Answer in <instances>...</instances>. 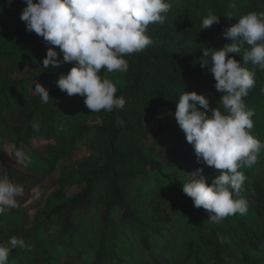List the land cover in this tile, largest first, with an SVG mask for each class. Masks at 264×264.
Segmentation results:
<instances>
[{
    "label": "trees",
    "instance_id": "trees-1",
    "mask_svg": "<svg viewBox=\"0 0 264 264\" xmlns=\"http://www.w3.org/2000/svg\"><path fill=\"white\" fill-rule=\"evenodd\" d=\"M167 2L171 9L164 14V23L149 25L148 35L154 43L125 57L129 70L117 85V96L125 98V107L111 112L88 109V117L100 120L101 126L91 125L86 118L82 124L61 129L58 118L74 120L77 103L84 98L69 96L55 82L45 104L39 95L28 93L27 84L34 76L18 79L15 75L31 66L58 81L75 65L44 68L49 48L58 52L60 60L63 53L28 32L25 22L14 26L6 21L21 15L24 0L0 1V145L4 139L16 149L39 138L54 142L48 155L26 151L32 159L26 168L36 175L56 168L61 156L73 152L81 142L91 141L94 146L91 155L62 168L61 188L42 211L43 221L33 225L24 207L0 214V244L8 245L17 236L28 245L13 249L8 264H66L65 259L68 264H264V188L255 185L254 191L251 186V174L263 166L256 163L241 169L248 186L242 195L254 199L255 206H249L244 216L237 214L236 220L230 216L221 224L211 223L207 211L196 208L183 193L182 184L176 181L177 165H165L154 157V148L145 142L149 129L144 124L146 117L174 113L186 91L205 94L212 108L222 110V94L215 88L214 76L200 64L202 49L219 50L231 44L225 31L249 12H264V0ZM209 10L220 17V23L203 30L202 20ZM172 22L176 26L169 29ZM184 22L192 35L182 36L175 44L176 30ZM231 55L242 58V53ZM246 67L256 73L255 85L244 98L255 112L252 135L264 143V69L251 62ZM174 146L186 160L191 158L194 147L186 136ZM258 160L264 164V149ZM75 187L79 191L68 196ZM96 208L100 212L94 214ZM117 210L118 219L114 218ZM78 215L80 225L75 227ZM54 227L61 232L51 248L48 236ZM222 237H227L223 243ZM182 245H187V256L180 263L175 253Z\"/></svg>",
    "mask_w": 264,
    "mask_h": 264
},
{
    "label": "clouds",
    "instance_id": "clouds-1",
    "mask_svg": "<svg viewBox=\"0 0 264 264\" xmlns=\"http://www.w3.org/2000/svg\"><path fill=\"white\" fill-rule=\"evenodd\" d=\"M26 7L20 19L26 30L47 43L57 46L63 59L49 48L43 59L44 68H57L73 63L67 74H61L57 85L69 96L84 98L91 112L123 109L126 100L117 96V86L101 75L126 73L125 58L142 52L154 41L148 35L149 25L164 23L171 9L167 0H24ZM220 23V17L209 10L202 20L203 30ZM232 41L219 50L202 49L201 66L208 67L222 96L221 107L212 108L205 94L184 92L176 103L175 121L186 140L193 145L197 162L214 168L211 184L201 167L182 183L183 193L192 198L196 208H203L208 221L221 224L225 218L249 211V202L242 192L247 177L241 169L258 162L264 143L252 135L255 112L244 98L255 85L256 73L246 67L250 62L264 69V12H249L224 33ZM247 45L249 47L245 48ZM242 58L237 60L231 54ZM34 93L42 102L50 100L49 90L35 82ZM203 109V111L201 110ZM211 113L209 116L208 113ZM15 162L27 167L31 156L23 147L16 149ZM24 187L6 175H0V214L19 207ZM227 237L221 238V243ZM22 237L12 236L8 245L0 244V264H8L13 249L27 248Z\"/></svg>",
    "mask_w": 264,
    "mask_h": 264
},
{
    "label": "rangeland",
    "instance_id": "rangeland-1",
    "mask_svg": "<svg viewBox=\"0 0 264 264\" xmlns=\"http://www.w3.org/2000/svg\"><path fill=\"white\" fill-rule=\"evenodd\" d=\"M1 1V0H0ZM263 9V7L261 8ZM264 10V9H263ZM197 15L196 13H193ZM21 15L14 16L12 18H6L8 23H11L14 26L21 25L24 22L20 19ZM202 18H199L201 20ZM198 20V21H199ZM185 24V22H184ZM176 26L175 22H172L169 25V29H173ZM177 36L175 44L179 42L182 36H191V28L186 23L184 27H178ZM101 75H104L106 78L111 79L116 86L122 84L123 82V73L112 72L108 73L101 70ZM34 76L33 80L27 84L28 93L31 95H36L33 91L35 82L42 84L46 89L49 90V93L54 92V83L57 82L55 79L51 78L49 75H43L40 73L39 69L36 67H27L17 71L15 77L18 79L27 78ZM20 97L23 96L22 93L19 94ZM88 108L86 107L84 100H80L77 103L76 107V117L72 121H68L65 118H58V127L61 129H66L68 127H73L78 124H82L84 120L88 117ZM38 119L35 121L37 125L39 123ZM89 123L91 125L101 126V122L98 119L89 118ZM145 126L149 129V134L145 139L146 144L149 147L154 148L155 158L161 161L165 165H177V178L176 181L180 184L188 182L192 177L189 175L195 173L197 169L203 167L204 175L208 178V183L211 184L212 179L218 175L215 172V169L208 167L206 165L199 164L197 162V157L195 154V149L189 160H186L183 157V153L179 150H173L172 147L185 137V134L181 131L178 124L175 121L174 113H168L163 117H146L144 119ZM51 146H55V143L52 141L45 140L44 138L34 139L30 141L25 148V152L28 149L36 150L43 154L48 155L50 153ZM180 149V148H179ZM16 147L11 143L9 139H4L3 143L0 145V175H6L11 181L17 184L23 185L25 191L24 195L19 198V207L26 208L30 215L32 224L36 225L43 221L42 211L45 209L46 204L49 202L51 195L54 192L61 188V183L63 182L62 168L68 164L75 162L79 159L88 157L94 151L93 142L83 141L81 142L76 149L69 153L62 155L59 161V164L56 168L47 171L42 174H33L26 167L19 165L15 162L14 153ZM258 166H263V169L257 170L255 173L251 174V186L254 191H256L255 185L262 186L264 188V164L258 160ZM176 169V168H175ZM172 171V169H171ZM173 175V172H171ZM246 183L244 186L243 193L245 194ZM79 191V187H75L68 193V196H73ZM245 198V197H244ZM249 206H255L254 199H247ZM204 210L203 208H201ZM99 209H94V214L99 213ZM119 217V211L117 210L114 214V218ZM233 220L237 219V216H231ZM118 219V218H117ZM116 220V219H115ZM80 221V215L75 218V227H78ZM61 232L60 227H54L52 232L48 236L49 247H54L58 241V236ZM158 243H163L160 239L156 240ZM62 254V253H61ZM178 261L182 263L187 256V245H182L175 253ZM66 264V259L64 260Z\"/></svg>",
    "mask_w": 264,
    "mask_h": 264
}]
</instances>
